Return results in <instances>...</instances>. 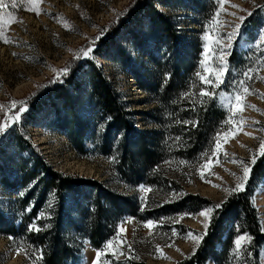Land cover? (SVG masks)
I'll use <instances>...</instances> for the list:
<instances>
[{
  "label": "rangeland",
  "instance_id": "1",
  "mask_svg": "<svg viewBox=\"0 0 264 264\" xmlns=\"http://www.w3.org/2000/svg\"><path fill=\"white\" fill-rule=\"evenodd\" d=\"M136 1L43 0L38 5L42 11L36 15L28 10L26 2L19 6L20 0H4L6 7L0 8V28L4 29V34L12 42L4 43L0 40V106H3L0 107V126H5L4 131L0 132V150L3 152L0 154V177L12 181L16 174H22L27 169L26 166L31 168L32 153L22 148L25 139L18 128L26 118L34 98L45 87L53 85L52 81L56 82L65 76L53 70L63 69L66 65L70 66V71L79 62L90 60L97 63L109 82L120 92L122 99L128 103L129 111L134 113L133 126L147 130L155 128L148 115L152 113L155 102L139 88L132 73L116 59L114 48H104L106 55L96 51L105 43L110 24L121 19L128 7ZM13 3L18 6L13 7ZM153 5L170 17L179 39L181 63H187L195 75L200 72L205 77L212 75L214 79L221 63L219 58L228 53L225 56L227 71L223 73L224 82L226 76L231 75L228 89L218 94L219 104L226 111L227 119L218 128L207 149L189 161L169 158L161 170H164L173 184H168V187L145 188L144 185H124L109 159L94 153L81 155L76 152L66 137L48 124L51 117L49 109L39 114H45V117H37L36 124L27 125L30 140L55 171L91 178L117 193L130 196L137 203L134 209L136 212L181 197L184 193L201 195L210 203L196 212L166 214L156 220L120 216L112 222V230L101 247L91 245L89 239L78 235L77 231L73 232L72 227L66 223L61 228L70 246L77 251L76 264H93V261L95 264H174L192 255L195 245L192 236L205 232V217L200 213L210 208L212 202L221 204L233 193H237L235 191L229 195L226 190L236 187L239 178L243 176V167L252 168L253 164L249 162L254 154L257 157L261 152V141H264V80L260 77H264V44L258 41L261 33H264V0H161L155 1ZM239 17H244L240 33L230 42L231 47L225 48V44L229 43L228 34L234 30L235 25L241 24ZM147 20V17H142L140 25L133 29L141 43L145 35L150 33ZM64 21H67V26ZM104 28L107 31L99 40H94ZM248 28H253V31H248ZM206 33L209 34L208 40H205ZM122 35L124 37L116 41L129 56L130 66L143 80L153 77L158 67L143 50L133 46L129 33L123 32ZM214 41L219 43L215 44ZM205 44L208 45V51L205 50ZM147 45L154 56L164 57L160 43L148 40ZM168 46L170 49L172 45L168 43ZM82 48H91L90 56L75 58ZM233 52L239 57L238 61L234 59L235 65L229 59ZM197 79L203 86H214L215 83H203L198 76ZM82 84L85 85L83 80ZM243 88H248L249 93L245 95ZM201 89L206 90L204 87ZM238 92L241 94L240 100L236 101L235 95ZM73 96L77 112L85 116L88 101L84 88ZM230 101L233 104L231 108ZM21 108L24 111H20ZM237 108L240 110L237 111ZM218 133L219 149L216 148ZM14 135L19 137L15 140L12 137ZM33 183L25 187L16 183L15 189L5 188L0 183V211L5 217L14 218L17 222L22 220L28 209H21L18 198ZM54 199L53 193L48 194L45 209L39 212L45 218L51 216L48 210ZM251 204L257 214L260 229L264 232V180L253 192ZM40 214L39 218L43 217ZM149 221L151 225H148ZM228 226L233 228V249L237 235L248 233L242 230L238 222L229 223ZM252 246L251 242L243 246L239 256L232 251L233 264L253 262ZM41 258L40 250L26 237L0 235V264H41ZM206 264L216 263L209 259ZM258 264H264V244L259 249Z\"/></svg>",
  "mask_w": 264,
  "mask_h": 264
},
{
  "label": "trees",
  "instance_id": "2",
  "mask_svg": "<svg viewBox=\"0 0 264 264\" xmlns=\"http://www.w3.org/2000/svg\"><path fill=\"white\" fill-rule=\"evenodd\" d=\"M155 1L161 2H134L121 19L110 24L105 43L100 46L102 50L100 47L96 50L100 55H106L104 48H114L116 59L132 73L139 88L150 95L155 107L148 115L155 128L147 130L133 126L134 113L129 111L128 103L109 82L100 66L90 60L84 62L86 66L82 62L77 63L67 75L61 76L32 99L30 110L18 128L25 139L22 148L32 153L31 168L26 166L27 169L22 174H16L12 181L1 176L0 183L5 188L13 189L16 188V183L21 187L34 183L18 198L21 209H28L20 222L5 217L0 211V235L26 237L42 253L41 264L77 263V251L70 246L64 237L65 231L61 228L66 223L72 227L73 232L77 231L78 235L89 239L91 245L101 247L112 230V222L120 216L156 220L166 214L196 212L209 206L210 202L205 197L184 193L181 197L136 212L134 209L137 203L130 196L117 193L91 178L55 171L30 140L27 125L36 124L39 114L49 109L51 117L48 124L63 134L76 152L81 155L94 153L109 159L118 179L124 185H144L145 188L168 187V184H173L164 170H161L169 158L189 161L207 149L218 128L227 119L226 111L219 104L218 94L228 89L227 83L231 75L226 76L225 82L218 88L201 85L189 65L181 63L176 29L170 17L153 5ZM142 17H147L150 33L145 35L141 43L133 29L140 25ZM250 26L253 27L252 24ZM248 31L252 32L253 28H248ZM123 32L129 33L133 46L143 50L158 67V72L153 77L143 80L133 66H130L129 56L116 41L124 37ZM148 40L161 44L164 57H156L149 51ZM168 43L172 45L170 49ZM229 59L234 64V59L238 61L239 57L233 52ZM202 87L215 95L201 96L199 90ZM82 88L88 101L85 116L77 112L73 96ZM40 117H45V114ZM12 137L16 140L19 135ZM0 154H3L2 150ZM263 180L264 155L259 154L243 190L233 193L222 207L214 211L200 246L192 255L174 264H206L209 259L216 264H233V228L228 225L237 222L251 237L254 261L248 264H258L259 249L264 244V232L260 229L257 214L252 207L251 196ZM50 193L55 198L48 210L51 216L38 218L39 212L45 209V201ZM34 198L35 201L32 202ZM213 204L212 202L211 206ZM107 211L111 212L106 213ZM30 224H35L40 231L29 230Z\"/></svg>",
  "mask_w": 264,
  "mask_h": 264
},
{
  "label": "snow or ice",
  "instance_id": "3",
  "mask_svg": "<svg viewBox=\"0 0 264 264\" xmlns=\"http://www.w3.org/2000/svg\"><path fill=\"white\" fill-rule=\"evenodd\" d=\"M27 3V5L29 6L28 7V10L29 11H33L36 13V15H39L40 12L42 11V9H40L38 7V5L40 3L43 2V0H20V5L19 6H23L24 3ZM18 6L16 3H13V7H16ZM3 7H6L5 3H4V0H0V8H3ZM234 7H238V5H234ZM264 7V6H262ZM126 11V10H125ZM240 21H241V24H237L235 25L234 27V30L228 34V40H229V43L228 44H225V48H229L231 47V41L233 39H235L237 37V35L240 33V30L242 28V24L244 22V17H239ZM64 24L65 26H67V21H64ZM107 31V28H104V29H101L100 30V35L96 36L94 38V40H99L100 37ZM209 39V34L206 33L205 34V40H208ZM0 40H3L4 43H11L12 41L4 34V29L0 28ZM215 44H218L219 41H214ZM258 43H261V44H264V33H261L260 35V39L258 41ZM205 50L208 51V45L205 44ZM91 48H82L79 50V53L78 55L75 57L77 59H80V58H85V57H89L90 54H91ZM13 55H16L15 53H13ZM228 55V53H224L223 56H221L219 59H220V66L216 69V72H215V76H214V79H213V76L210 75L209 77H205L203 76L200 72H197L196 75L199 77V79L203 82V83H206V84H213L214 82V86L216 88H218L221 84L224 83V79H223V73H225L227 71V68H226V60H225V56ZM201 64L203 65L204 64V61L202 60L201 61ZM69 67L70 66H65L63 69H54L53 71L54 72H57L59 75H67L68 71H69ZM245 75L247 76V73H245ZM260 79L264 80V77H260ZM52 82H55V81H52ZM241 84H243V82H241ZM243 93L246 95L249 93V89L248 88H243ZM201 96H213L215 95L214 92H209V91H206L204 89H201V92H200ZM240 93H236L235 95V100L236 101H239L240 100ZM15 102H13L14 104ZM0 107H3V106H0ZM229 107H233V104L232 102L230 101L229 102ZM254 107V106H252ZM240 109L237 108V111H239ZM20 111H24L23 108L20 109ZM227 123V122H226ZM5 129V126H0V132H3ZM219 133L217 134V143H216V148L219 149L220 145H219V141H218V137H219ZM250 135V134H249ZM260 155H264V141H261V152H260ZM256 156L254 154L253 156V159L249 162L250 164H254L256 162ZM243 163V162H241ZM250 171H251V168L249 166H244L243 167V176L239 178V182L237 183L236 187L234 189H231V190H226L228 192V194L230 195L232 192H235V191H242L243 190V183L247 181V178L250 174ZM218 187V186H217ZM224 202L222 201L221 204H213L210 208H207L205 210H203L200 215L201 216H204L205 217V221L203 222L204 224V228H205V232L204 233H201L199 236H192V239L195 240V245H194V248H193V253L195 252L196 248H198L200 246V243L201 241L203 240L204 236L207 234V229L211 223V220L213 218V215H214V211L220 207H222V204ZM44 214L41 213L40 216H43ZM39 218V217H38ZM152 222L149 221L148 222V225H151ZM147 226V225H146ZM47 227V226H46ZM29 230H36V231H40V228L37 227L35 224H30L29 225ZM191 236V234H189ZM251 242V237L248 236L246 233L243 234V235H237L236 239L234 240V248L232 249V251L237 255L239 256L240 254V250L243 246H245L247 243H250ZM111 243V242H109ZM179 251V249H178ZM100 253L98 252L97 253V256H99ZM93 264H95V261H93Z\"/></svg>",
  "mask_w": 264,
  "mask_h": 264
}]
</instances>
